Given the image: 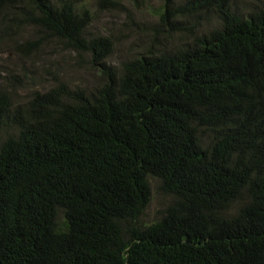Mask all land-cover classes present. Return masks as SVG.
I'll list each match as a JSON object with an SVG mask.
<instances>
[{"label":"trees","instance_id":"trees-1","mask_svg":"<svg viewBox=\"0 0 264 264\" xmlns=\"http://www.w3.org/2000/svg\"><path fill=\"white\" fill-rule=\"evenodd\" d=\"M158 1L112 64L86 4L0 0V44L99 76L22 98L0 76V264H264V0ZM155 180L170 200L147 221Z\"/></svg>","mask_w":264,"mask_h":264},{"label":"rangeland","instance_id":"rangeland-1","mask_svg":"<svg viewBox=\"0 0 264 264\" xmlns=\"http://www.w3.org/2000/svg\"><path fill=\"white\" fill-rule=\"evenodd\" d=\"M75 1L81 5L86 4L89 11L94 13L88 31L95 35H111L114 39L115 49L110 58L112 64H117L145 50L150 38L147 30L158 22L159 6H161L158 0H115L116 5L108 2L100 3L99 0ZM210 22V25H213V21ZM32 32V28L27 26L20 31V34L23 38H28ZM3 40L0 44V76L19 74L27 79L23 85L19 84L16 87L19 98L33 90L50 85L57 75L81 87L92 88L99 82L96 71L86 64L76 63L78 54L76 52L47 44L41 46L43 50L39 54L25 58L9 50L11 41L8 38ZM31 77L36 78V81ZM158 186L159 183L153 181L154 195L145 216L147 221L156 219L170 200L159 192Z\"/></svg>","mask_w":264,"mask_h":264}]
</instances>
